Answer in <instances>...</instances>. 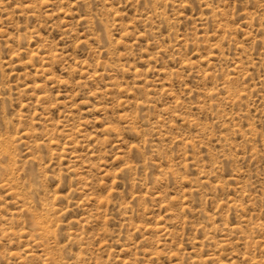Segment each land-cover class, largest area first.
Masks as SVG:
<instances>
[{"label": "rangeland", "instance_id": "obj_1", "mask_svg": "<svg viewBox=\"0 0 264 264\" xmlns=\"http://www.w3.org/2000/svg\"><path fill=\"white\" fill-rule=\"evenodd\" d=\"M0 264H264V0H0Z\"/></svg>", "mask_w": 264, "mask_h": 264}]
</instances>
